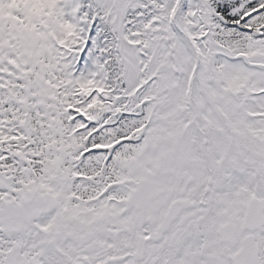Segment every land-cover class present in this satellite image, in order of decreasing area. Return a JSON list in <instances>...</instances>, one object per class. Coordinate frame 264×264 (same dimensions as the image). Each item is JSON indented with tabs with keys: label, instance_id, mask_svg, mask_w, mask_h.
I'll return each instance as SVG.
<instances>
[{
	"label": "snow or ice",
	"instance_id": "6c2138e0",
	"mask_svg": "<svg viewBox=\"0 0 264 264\" xmlns=\"http://www.w3.org/2000/svg\"><path fill=\"white\" fill-rule=\"evenodd\" d=\"M0 264H264V0H0Z\"/></svg>",
	"mask_w": 264,
	"mask_h": 264
}]
</instances>
